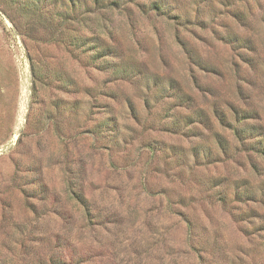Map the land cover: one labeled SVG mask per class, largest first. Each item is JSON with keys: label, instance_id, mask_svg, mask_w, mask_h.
Wrapping results in <instances>:
<instances>
[{"label": "rangeland", "instance_id": "obj_1", "mask_svg": "<svg viewBox=\"0 0 264 264\" xmlns=\"http://www.w3.org/2000/svg\"><path fill=\"white\" fill-rule=\"evenodd\" d=\"M0 264H264V0H0Z\"/></svg>", "mask_w": 264, "mask_h": 264}]
</instances>
